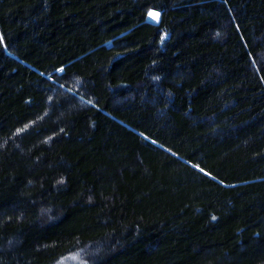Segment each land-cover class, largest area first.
Here are the masks:
<instances>
[{
    "label": "trees",
    "instance_id": "1",
    "mask_svg": "<svg viewBox=\"0 0 264 264\" xmlns=\"http://www.w3.org/2000/svg\"><path fill=\"white\" fill-rule=\"evenodd\" d=\"M0 264H264V0H0Z\"/></svg>",
    "mask_w": 264,
    "mask_h": 264
},
{
    "label": "snow or ice",
    "instance_id": "2",
    "mask_svg": "<svg viewBox=\"0 0 264 264\" xmlns=\"http://www.w3.org/2000/svg\"><path fill=\"white\" fill-rule=\"evenodd\" d=\"M149 16H151L153 19H158L159 18V13L157 12H150Z\"/></svg>",
    "mask_w": 264,
    "mask_h": 264
},
{
    "label": "rangeland",
    "instance_id": "3",
    "mask_svg": "<svg viewBox=\"0 0 264 264\" xmlns=\"http://www.w3.org/2000/svg\"><path fill=\"white\" fill-rule=\"evenodd\" d=\"M149 16V15H148ZM148 20L151 22H156L158 19H153L151 16L148 17Z\"/></svg>",
    "mask_w": 264,
    "mask_h": 264
}]
</instances>
